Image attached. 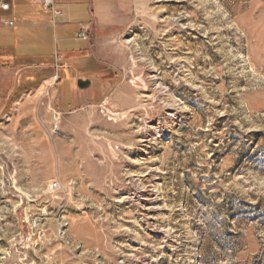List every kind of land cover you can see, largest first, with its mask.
I'll use <instances>...</instances> for the list:
<instances>
[{
    "label": "rangeland",
    "instance_id": "rangeland-1",
    "mask_svg": "<svg viewBox=\"0 0 264 264\" xmlns=\"http://www.w3.org/2000/svg\"><path fill=\"white\" fill-rule=\"evenodd\" d=\"M126 1L123 100L0 111V264H264V0Z\"/></svg>",
    "mask_w": 264,
    "mask_h": 264
},
{
    "label": "crops",
    "instance_id": "crops-1",
    "mask_svg": "<svg viewBox=\"0 0 264 264\" xmlns=\"http://www.w3.org/2000/svg\"><path fill=\"white\" fill-rule=\"evenodd\" d=\"M55 4L62 15L46 9L43 0H0V111L123 100L127 52L116 36L132 21L133 5L126 0ZM81 31L91 38L79 36ZM79 79L91 85L81 89Z\"/></svg>",
    "mask_w": 264,
    "mask_h": 264
},
{
    "label": "built area",
    "instance_id": "built-area-1",
    "mask_svg": "<svg viewBox=\"0 0 264 264\" xmlns=\"http://www.w3.org/2000/svg\"><path fill=\"white\" fill-rule=\"evenodd\" d=\"M43 5L44 7H46V9H51L54 13V15L58 16V15H62V10L56 6L55 4V0H43ZM8 7V4L7 3H4L2 4V8H7ZM9 24H14L12 21L10 22H7ZM79 36L83 37V38H91L90 34H88L87 31H81ZM58 183L57 182H54V187L57 185Z\"/></svg>",
    "mask_w": 264,
    "mask_h": 264
},
{
    "label": "water",
    "instance_id": "water-1",
    "mask_svg": "<svg viewBox=\"0 0 264 264\" xmlns=\"http://www.w3.org/2000/svg\"><path fill=\"white\" fill-rule=\"evenodd\" d=\"M77 82L81 89L87 88L91 85V81L89 79H79Z\"/></svg>",
    "mask_w": 264,
    "mask_h": 264
}]
</instances>
